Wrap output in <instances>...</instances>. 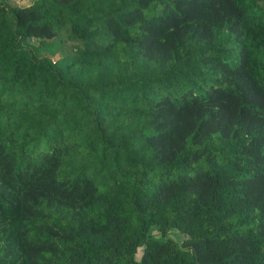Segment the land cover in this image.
Instances as JSON below:
<instances>
[{
	"label": "trees",
	"instance_id": "1",
	"mask_svg": "<svg viewBox=\"0 0 264 264\" xmlns=\"http://www.w3.org/2000/svg\"><path fill=\"white\" fill-rule=\"evenodd\" d=\"M0 264H264V0H0Z\"/></svg>",
	"mask_w": 264,
	"mask_h": 264
},
{
	"label": "rangeland",
	"instance_id": "2",
	"mask_svg": "<svg viewBox=\"0 0 264 264\" xmlns=\"http://www.w3.org/2000/svg\"><path fill=\"white\" fill-rule=\"evenodd\" d=\"M9 2L12 3V4L20 5V6H27V5L31 4V0H9ZM36 44H37V42H36ZM64 46L66 48L68 46V44L65 43L63 45H58V43H55V45L53 46V49H49L47 47H40V49L38 50L37 53H38V55L45 54V53L46 54H50L53 59H56L60 55V51H61V49ZM152 235L153 236H158L159 235V233H158L156 228L152 229ZM180 236L181 235L179 233H177L175 235L177 240H180ZM141 251H142V249H138V252L136 253V258L139 257Z\"/></svg>",
	"mask_w": 264,
	"mask_h": 264
}]
</instances>
